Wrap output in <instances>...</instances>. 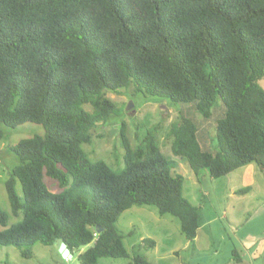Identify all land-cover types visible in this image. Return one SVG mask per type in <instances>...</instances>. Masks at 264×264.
I'll list each match as a JSON object with an SVG mask.
<instances>
[{"label": "trees", "instance_id": "trees-1", "mask_svg": "<svg viewBox=\"0 0 264 264\" xmlns=\"http://www.w3.org/2000/svg\"><path fill=\"white\" fill-rule=\"evenodd\" d=\"M263 77L264 0H0V141L5 126L46 130L12 147L18 165L5 187L22 218L11 223L0 205V245L63 239L80 264L128 258L117 222L145 205L177 217L186 238H196L200 211L183 194L178 161L156 140L160 125L132 147L122 124L120 171L91 161L83 145L121 114L107 93L134 85L196 103L205 119L223 102L214 126L218 151L202 148L193 120L182 118L167 134L173 155L197 176L206 169L221 178L250 163L264 173ZM46 176L62 190L51 191ZM132 260L153 264L141 255Z\"/></svg>", "mask_w": 264, "mask_h": 264}, {"label": "rangeland", "instance_id": "rangeland-1", "mask_svg": "<svg viewBox=\"0 0 264 264\" xmlns=\"http://www.w3.org/2000/svg\"><path fill=\"white\" fill-rule=\"evenodd\" d=\"M259 84L264 89V77ZM107 95L121 109V114L93 130L91 142L83 145L90 160H103L115 170H123L122 124H126L132 147L141 144L151 127L160 125L156 140L167 157L178 161L176 172L184 176L183 194L199 208L200 228L197 237L189 240L182 233L177 217L162 216L154 206H133L117 222L130 256L101 258L99 264H131L135 255L153 264H264V173L258 165L250 163L221 178L210 177L206 169L197 176L186 158L173 155L172 139L167 136L182 118L193 120L202 148L218 151L214 126L224 112L223 102L216 103L211 117L205 119L196 103H175L169 98L149 96L137 92L134 85ZM130 103L133 106L128 109ZM4 131L0 141V205L9 214L10 222L17 223L22 217L13 215L5 187L18 165L12 147L46 130L43 126L25 124L17 129L5 126ZM44 180L51 191L62 190L57 180L48 176ZM17 191L22 193L19 183ZM144 241H154L156 247L149 248ZM23 252L31 256L26 258ZM77 257L78 253L72 259L64 258L56 244L38 243L24 248L0 245V264H80Z\"/></svg>", "mask_w": 264, "mask_h": 264}, {"label": "water", "instance_id": "water-1", "mask_svg": "<svg viewBox=\"0 0 264 264\" xmlns=\"http://www.w3.org/2000/svg\"><path fill=\"white\" fill-rule=\"evenodd\" d=\"M133 106V103H130L128 105V109H131ZM57 245V247L59 248L60 253L62 254V256L66 259H72L73 258V254L71 252V250L69 249L68 245L66 244V242L63 241V239H59L56 241L55 243Z\"/></svg>", "mask_w": 264, "mask_h": 264}]
</instances>
